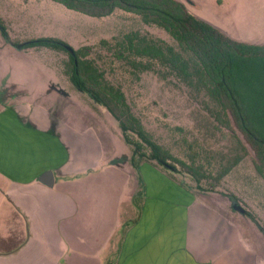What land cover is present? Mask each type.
I'll return each instance as SVG.
<instances>
[{"label":"rangeland","instance_id":"374dc122","mask_svg":"<svg viewBox=\"0 0 264 264\" xmlns=\"http://www.w3.org/2000/svg\"><path fill=\"white\" fill-rule=\"evenodd\" d=\"M181 1L194 16L231 39L264 43V0ZM0 21L7 34L0 29V108L26 113L21 121L46 128L67 158L52 171L56 184L50 191L67 201L68 211L46 209L48 224L40 223L34 229L39 239V232L41 237L45 233L52 237L58 229L70 240L71 255L64 264H90L83 260L87 256L114 264L119 246L124 248L128 238L131 227L127 222L144 209L149 189H161L162 175L184 188L186 202L191 200L186 205L178 202L157 228H163L167 238L163 253L170 255L168 264H264V178L254 170L252 152L214 187L221 193L188 189L191 180L178 172L176 164L177 172L150 164V174L144 175L145 168L142 172L141 166H132L130 147L114 118L63 76L66 55L44 46L18 49L7 42L23 45L55 39L87 52L86 58L106 81L121 88L132 113L157 144L178 159L196 152L205 163V151L231 152L232 144L201 110L198 96L159 63L137 60L148 67L146 72H137L103 45L137 32L177 48L167 33L121 10L93 18L54 0H0ZM153 171L161 174L155 177ZM224 194L234 195L254 219L235 211L229 195ZM153 196L150 193L151 205ZM14 203L9 208L19 211ZM60 214H68L66 220L58 221ZM167 225L174 229L165 230ZM12 227L8 228L5 215L0 214V238L11 234L12 239L22 241L30 237L27 225L25 231L18 224ZM50 249L42 245L44 253Z\"/></svg>","mask_w":264,"mask_h":264},{"label":"trees","instance_id":"16d2710c","mask_svg":"<svg viewBox=\"0 0 264 264\" xmlns=\"http://www.w3.org/2000/svg\"><path fill=\"white\" fill-rule=\"evenodd\" d=\"M54 1L93 18L108 17L115 10H121L139 16L144 25L155 26L167 33L177 48L137 32L103 45L137 72L148 71L147 65L137 60L145 59L165 67L198 96L201 110L232 144L231 152L205 151V163L200 162L196 152L178 159L152 139L140 119L132 113L121 88L106 81L94 62L86 58L87 52L75 51L55 39L29 41L23 45L8 40L15 47L44 46L66 55L67 59L61 65L63 76L114 118L123 140L130 147L131 164L135 169L145 163L159 167L168 164L169 170L177 172L176 164L180 167L178 172L191 180L186 184L188 189L221 193L214 187L252 152L254 170L264 178V43L250 44L231 39L217 27L194 16L181 0ZM0 29L7 36L1 21ZM67 46L73 54L67 51ZM131 59L135 63L132 64ZM224 195H229L232 205L238 204L234 195ZM245 211V217L254 219Z\"/></svg>","mask_w":264,"mask_h":264},{"label":"crops","instance_id":"0c3cea01","mask_svg":"<svg viewBox=\"0 0 264 264\" xmlns=\"http://www.w3.org/2000/svg\"><path fill=\"white\" fill-rule=\"evenodd\" d=\"M25 115L26 113H19L18 110L0 108V196L4 200L0 202V214L5 215V224L8 228L13 229L15 227L12 226L18 224V228L25 231L27 225L30 236L26 240L23 238L22 241H18V238L12 239L11 234L0 238V257H2L0 264H64L67 255H71L70 240L67 241L58 229H54L55 235L52 237L46 233L41 237L39 232V239L35 236L34 229L39 227L40 223L48 224L46 209L52 207L61 213L68 211L67 201L58 198L53 190L50 191V188L56 184L52 171L67 158L62 146L46 128L38 123L27 126L26 122L21 121L20 116ZM148 166L150 164L145 163L140 167L142 172L145 168L144 175L150 174L147 171ZM47 172H51L53 176L50 187L41 182V180L49 182V178H44ZM153 172L154 176L161 174L158 171ZM162 177L164 183L160 182L158 185L161 189H156L157 192L149 189L146 193L147 202L144 209L137 210L135 217L138 211L139 216L127 222L131 227L128 238L125 246L123 245L124 248L122 244L119 246L114 264H168L170 255L163 253L167 238L163 228L159 231L157 228L161 225L164 216L172 213L178 202L182 201L186 205L191 200L185 201V191L182 186L170 182L164 175ZM150 193L154 194V205H151ZM12 202L19 211L9 208ZM67 215L60 214L58 221L66 220ZM151 229L152 232H148ZM169 229L173 230L174 227L167 225L165 230ZM141 231L142 233H139ZM21 236L24 237V232ZM43 244L51 246V249L44 253ZM103 259V257L88 256L83 258L90 264H103Z\"/></svg>","mask_w":264,"mask_h":264},{"label":"water","instance_id":"95a60500","mask_svg":"<svg viewBox=\"0 0 264 264\" xmlns=\"http://www.w3.org/2000/svg\"><path fill=\"white\" fill-rule=\"evenodd\" d=\"M17 48H21V46H17ZM67 51H69L71 54H73V51L70 47H66ZM164 167H166L167 169H171V167L168 165V164H163ZM44 178H49V182L48 181H44V180H41L42 183H44L45 185L47 186H52V183H53V176H52V173L51 172H47L44 174ZM233 209L237 212H239L240 214L244 215L246 213V211L239 205V204H233L232 205Z\"/></svg>","mask_w":264,"mask_h":264}]
</instances>
